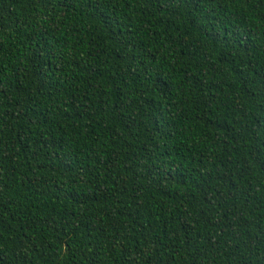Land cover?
<instances>
[{"label": "trees", "instance_id": "trees-1", "mask_svg": "<svg viewBox=\"0 0 264 264\" xmlns=\"http://www.w3.org/2000/svg\"><path fill=\"white\" fill-rule=\"evenodd\" d=\"M0 264H264V0H0Z\"/></svg>", "mask_w": 264, "mask_h": 264}, {"label": "snow or ice", "instance_id": "snow-or-ice-1", "mask_svg": "<svg viewBox=\"0 0 264 264\" xmlns=\"http://www.w3.org/2000/svg\"><path fill=\"white\" fill-rule=\"evenodd\" d=\"M64 6H65V7H67L68 5H67V4H65Z\"/></svg>", "mask_w": 264, "mask_h": 264}]
</instances>
